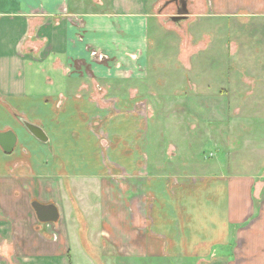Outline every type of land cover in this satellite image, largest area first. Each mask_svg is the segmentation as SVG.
<instances>
[{
  "label": "crops",
  "instance_id": "crops-1",
  "mask_svg": "<svg viewBox=\"0 0 264 264\" xmlns=\"http://www.w3.org/2000/svg\"><path fill=\"white\" fill-rule=\"evenodd\" d=\"M152 1L0 0V132L15 135L0 146V264H264V161L225 172L215 158L196 173L188 155L176 166L152 150L163 138L148 116ZM208 8L264 26V0ZM252 76L264 88V70ZM228 90L206 85L181 104L226 151L264 157ZM246 126L254 135L236 141ZM33 201L57 220L39 221Z\"/></svg>",
  "mask_w": 264,
  "mask_h": 264
},
{
  "label": "rangeland",
  "instance_id": "rangeland-1",
  "mask_svg": "<svg viewBox=\"0 0 264 264\" xmlns=\"http://www.w3.org/2000/svg\"><path fill=\"white\" fill-rule=\"evenodd\" d=\"M166 1L153 0L149 6L153 16L149 20L148 92L153 105L148 107V116L163 136L157 143L153 133L152 150L158 145L157 149L160 146L168 155H176V166L188 155L190 171L196 173L215 169L211 161L215 158L225 163V172H253L264 157L253 156L239 142L231 143L237 148L229 146L231 150L226 151L222 143H215L214 130L205 134L189 120L180 99L190 92L198 94L206 85L210 92L226 87L231 101H240L244 107L241 119L264 137V88H258L261 79L252 76L264 70V26L249 18L209 15L208 0H186L188 16L177 24L170 19L177 6ZM250 130L246 126L236 141L251 137Z\"/></svg>",
  "mask_w": 264,
  "mask_h": 264
},
{
  "label": "water",
  "instance_id": "water-1",
  "mask_svg": "<svg viewBox=\"0 0 264 264\" xmlns=\"http://www.w3.org/2000/svg\"><path fill=\"white\" fill-rule=\"evenodd\" d=\"M172 0L166 1L165 4ZM178 3L176 14L171 16L170 19L179 24L180 21L185 20L188 16L187 2L186 0H174ZM24 127L38 140L46 141L47 136L43 132L40 126L31 123L23 118H20ZM15 143V135L11 131L0 132V146L5 151H10ZM32 207L35 211L37 219L41 222L56 221L58 218V212L52 203L42 204L37 201L32 202Z\"/></svg>",
  "mask_w": 264,
  "mask_h": 264
},
{
  "label": "built area",
  "instance_id": "built-area-1",
  "mask_svg": "<svg viewBox=\"0 0 264 264\" xmlns=\"http://www.w3.org/2000/svg\"><path fill=\"white\" fill-rule=\"evenodd\" d=\"M65 15H67V14H65ZM90 55L92 58H94L96 60H104L107 58V56L104 53L96 51V50H91ZM141 107L143 108V105Z\"/></svg>",
  "mask_w": 264,
  "mask_h": 264
},
{
  "label": "flooded vegetation",
  "instance_id": "flooded-vegetation-1",
  "mask_svg": "<svg viewBox=\"0 0 264 264\" xmlns=\"http://www.w3.org/2000/svg\"><path fill=\"white\" fill-rule=\"evenodd\" d=\"M172 2H174L176 4V6H178V3H176L174 0H172Z\"/></svg>",
  "mask_w": 264,
  "mask_h": 264
}]
</instances>
